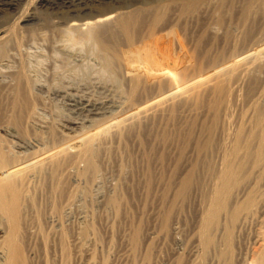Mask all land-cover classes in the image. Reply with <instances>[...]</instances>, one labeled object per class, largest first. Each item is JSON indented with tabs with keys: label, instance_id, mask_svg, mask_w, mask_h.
<instances>
[{
	"label": "bare ground",
	"instance_id": "1",
	"mask_svg": "<svg viewBox=\"0 0 264 264\" xmlns=\"http://www.w3.org/2000/svg\"><path fill=\"white\" fill-rule=\"evenodd\" d=\"M22 1L23 0H0V11L8 6L20 5ZM45 1L48 0H37L33 11L31 10L32 12L23 14V17L21 16L22 19H19L21 22L16 21L14 24H7L8 21L4 19L5 15H3V21L0 19L2 21L0 27V58L15 57L19 62L18 65L16 64L17 66L11 69L8 68L9 70L7 69V71L2 74V77H6L9 80L5 81L3 78L0 79V131L3 132V134L0 133V264H28V258L26 257L24 250L21 249L22 239L24 235L34 236L35 234V237L37 236L38 239L40 238L39 230L36 231L35 229L36 232L31 230V225L35 222L34 215L32 220L30 219L31 217L28 218V212L26 213V206L24 205V201H27V205L29 204L27 207L34 206L33 202L35 201H33L34 198L30 196V190L34 186L31 188V185V189H29V182H31L29 181V178L39 173H46L47 180L46 178L43 179V181H46H44L45 184H40L43 185V187H46L45 185L50 186V190H52L51 193L55 197H65L66 205L70 204L72 201L75 202V198H77L75 197L77 189L76 191L73 190L70 186L71 182L69 184L70 175L68 169H70V167L78 169V163L82 161L85 163V168L82 171L78 170L79 172H76L78 174L80 173L82 176L86 175L93 177L91 180H95L94 176L98 174L100 168L98 166L99 156L101 151L103 152L109 137H114L113 139L121 141L124 130L123 125L124 123L126 124L125 121H132L131 123H133L135 122V118L140 119L138 118L140 117V108L142 104L144 105L146 92L151 83H154V85H162L167 88V90L170 89L171 92V86L175 84V81H172V75L167 69V66L164 65L166 59H164L163 64L159 63L155 65V51H158V48L163 47V44L165 43H159L160 39L157 38L152 43V39L150 40V38L154 32L157 33V37H164L169 40L168 38L171 36L182 37L183 30L186 29L185 27L187 26H189V28L195 27L200 29L198 40L195 41L193 47L191 46V51H188L186 55L188 54L189 61L194 62V60H197L200 62L197 65L201 66V71H199L195 78L191 77L194 78V84H198L203 89L205 88V91H207L212 97L211 103L209 105L207 103L208 106L203 112V115L210 120L208 126L204 127L205 124L202 125L201 121V125L198 128L194 118L191 120L187 119L188 121H181L178 120V118L175 120V111H173L175 106L172 105L173 107L171 111L169 109V118L166 123L163 126L161 125L160 129L157 128L158 131L156 130L158 134L155 133V135H151V131V134H145L150 141L152 140L151 142L153 144L147 153H143V158L149 164L150 162H153L155 164L154 166L160 168V176L155 182H158V184L160 183V185L164 187H162L161 201L167 202V207H161L162 209L160 210L162 215V221L160 220V232L165 234L172 233V223L174 224L173 221L175 218L173 208L178 204L185 205L186 202L191 199L190 197L193 193L202 188L204 180L201 177L200 169H202V167L205 168V165H208L207 168H209V170H213V168L217 167L216 165H212L213 158H210V153L222 150L224 153H230V155L233 153L232 156L234 155L233 157H235L236 154H234L235 151L233 152V150H241L240 147H244L248 151L246 165H248V163L250 164L254 158L256 161L261 160L264 165V150L257 149V151H253L254 146L252 141L250 142V139L248 140L247 137H245L244 133L241 132L242 130L240 131L241 128H238L239 130L237 129L239 131L238 133L235 130L238 139H235L236 141L233 144L230 142V144L233 145L232 149H228V146H225L224 144L219 146L218 142L216 143L217 140H215L216 132L221 127L224 129L226 125H229L234 121L236 122L248 118L249 121H253L257 127L258 125L264 124V106L260 105L261 102L258 104V101H260L259 98L258 101L254 99L259 95L256 93L257 95L252 98V95L255 92L254 90L257 89L256 84L260 85L264 82V80L261 79L262 77L260 74L259 77L257 76L258 73L264 74V0H108L106 7L99 9L96 14H91L92 12L84 13L85 15L81 18L68 19L64 22L63 27H59V19V23L57 22V24H55L56 22L53 23L54 20L51 21L49 18L43 19L44 15L40 8ZM72 1L73 0H70V3ZM105 2H107V0ZM76 14L78 16V12ZM40 18L44 21L46 26H49V28L51 27L54 36H59L62 43H64V47H69L72 51L76 47H79L80 50H85L86 53L87 51L88 53L91 51L89 53L90 56L94 53L95 57L97 56L100 61L99 63L101 64L100 68L103 77L110 79L118 86V88H121L120 92L122 93V98L120 101L111 99L94 101L90 98L73 94L70 89H67L66 87L62 88L63 86L60 88H54L53 90L49 89L56 97L60 96L66 98V102L71 109L73 108L76 111L85 112V118L82 117L80 120L71 119L66 121V126L69 130L74 132L80 130V133L74 135L57 133L48 122V124H46L45 121L40 122L41 114L38 111V106L42 104V97L40 94H44L43 91H46L45 89H47V86L44 85L46 83L43 82L44 84H41V82L36 81L30 75L28 72L29 59L24 56V51H21L23 48V41L25 40L24 35L22 37L21 34L22 29L27 28V25L30 22L33 21L34 23L35 20ZM5 24H7V26L4 27ZM30 25L31 24H29V26ZM31 32L32 34L27 37L29 39L34 38L33 31L31 30L30 33ZM41 35L46 39H51L49 38L50 35L48 34V36L47 33L45 34L42 32ZM186 37L184 36V38ZM163 40L166 41V39ZM26 41L27 40H25V42ZM163 49L165 48H162V52ZM75 50L74 51L77 52L78 49L76 48ZM58 53L59 52H57V55ZM164 54L166 55V53ZM28 56L30 57V54ZM158 61H160V59ZM167 61L168 59L166 62ZM4 69L5 67L3 70ZM195 69H193V71ZM173 76L175 77V73ZM190 76L192 75H189V77ZM105 83L107 84V82ZM245 85L246 88L242 91ZM123 86H125V90L122 88ZM196 89H193L194 92ZM201 89L199 88V90ZM262 89H264V87ZM40 91L42 92L40 93ZM252 100H256L258 103L256 104V102H253L252 105L255 103V106L249 109V113L242 111L241 113L240 110L238 111L237 107L240 106V103L242 105V102H250ZM158 105H160V100ZM204 107L202 108L204 109ZM236 108L240 113L236 112ZM160 109L161 108L158 106L155 108L158 112H161ZM191 109L192 107L190 110ZM192 110L190 112L191 115L196 114V112L194 113V110ZM197 114L195 116H197ZM203 122L205 121L203 120ZM243 123L244 122H240V126L244 129ZM241 124H243V126ZM256 129L258 130V128ZM259 129L260 130H258L257 133L263 137L264 126ZM204 133H206V137ZM138 138L139 137H137V139ZM75 141H79L80 145H77L78 148L72 151L69 146ZM138 142L141 145L142 141ZM190 148L196 153V157L193 161H188L187 158V153ZM256 148L257 146L255 147V150ZM141 149H143V147ZM170 154H172L173 157L172 155L170 156ZM215 155L216 154L212 157H215ZM170 157L173 158L174 164L172 168L166 165L168 168H171L167 170V167L165 168V163ZM168 161L171 163V159ZM239 162L240 161H237V159H231V157L228 156L224 163H226L225 165L232 166L237 163L239 164ZM225 165L223 166L224 168ZM244 166V162H241V167L244 168ZM217 171L218 168H216L213 173L216 174ZM145 179L146 191L150 193L155 178H153L151 174H148ZM30 180L32 179L30 178ZM41 185L40 187L42 188ZM224 187V182H222L220 186L215 185L214 188L210 187L206 193H203V204L214 202L213 206L215 207V202L218 201L221 198L222 193L225 192H223ZM48 189L46 188V190ZM171 193H173L172 199H170ZM53 201H51V203ZM107 203H109L110 206H113L116 213H118V209L121 207V199L119 197L116 196L109 198ZM222 204L223 203L221 202L217 205ZM32 208H35V206ZM214 209L209 213L210 217L213 216L211 218L213 224L212 228H203L204 222L202 221L200 231L198 234H196L197 231L195 233L197 235V244L195 243V246L193 247L196 248L195 250L197 252H205L207 247H210L214 242L212 232L214 227H218L217 225L219 223L218 220H216L219 211ZM58 211L55 213L56 215H58ZM37 213L36 215L39 214ZM139 228L140 227L138 226V229ZM138 229L136 227V231L132 234L133 236L131 235L133 248H138L139 243H141L139 231L141 229ZM87 231L82 232L81 236H87ZM65 233L66 232L64 231V234H62V236L64 235V238ZM59 235L60 234H58V236ZM62 236L60 235V237ZM41 237L44 241L45 237ZM65 240L66 239L63 241ZM258 245L260 249H264V238L260 239ZM66 247H68V245ZM148 248L150 249V247ZM67 249L63 246L61 250L63 252ZM149 249L147 250V253ZM68 250L67 252L65 251L66 254L69 253ZM66 254L65 257L67 256V258H69V254ZM151 254L152 253L149 252L148 255L150 256ZM148 255H145V257L149 260L150 257ZM152 256L153 255H151V257ZM151 259L152 258H150V260ZM261 259L264 262V252ZM190 260L191 259H189V262ZM189 264H204V260L202 258L192 259Z\"/></svg>",
	"mask_w": 264,
	"mask_h": 264
},
{
	"label": "rangeland",
	"instance_id": "2",
	"mask_svg": "<svg viewBox=\"0 0 264 264\" xmlns=\"http://www.w3.org/2000/svg\"><path fill=\"white\" fill-rule=\"evenodd\" d=\"M36 1L23 0L20 5L8 6L7 8H4L0 11V19L2 20L3 15H5L4 19L8 21L7 24H14V22L16 21L21 22V20L19 19H22L23 14L30 13L33 11ZM105 1L106 0H73V3H70V0H48L43 3L40 10L43 12V19L49 18L51 21L54 20L53 23L56 22L55 24H57V22L59 23L60 21V24L58 25L59 27H63L64 22L68 19L81 18L86 13L90 12H92L91 14H96L99 9L106 7V3H108V0L107 2ZM77 12L78 16L76 14ZM79 13L81 16L79 15ZM72 15L76 16L73 17ZM40 19L35 20L34 23L33 21L30 22L29 24L31 25L29 26L28 24V27L25 28L26 30L22 29L21 33L22 37L24 35V39L27 40L26 42L25 40L23 41V48L21 49V51L23 50L26 53L28 51V53L30 54L29 57L28 53L26 55V53L23 52L24 56H26V58L28 57L29 59L28 72L36 81L41 82V84H47H44L45 86H47V89H45L46 91H43L44 94H40V96L42 97V104H40L41 106H38V111L41 114H39L41 117H39L41 119L40 122L45 121L46 124L49 123V125H51L54 128L53 130L57 133L74 135L76 133H80V130H76L75 132L69 130L66 126V121L71 119L80 120L82 119V117L85 118V112L83 113L81 111H76L73 108L71 109V107L66 102V98H62L60 96L56 97L52 94L51 90L49 89L53 90L54 88H60L63 86L62 88L66 87L67 89H70L73 94L90 98L94 101L108 99L120 101L122 98V93L120 92L121 88H118V86L114 84V82L110 79L103 77L100 68L101 64L99 63L100 61L98 60L97 56L95 57L93 52V54H91L90 56V50L89 53L88 51L86 53L85 50H80L79 47H76L79 51L77 50V52H75L76 48L73 47L75 48L73 49V51L75 50L73 52L72 49H69V47H64V43H62L59 36H54V34H52L53 31L51 27L49 28V26H46L44 21ZM1 20L0 27L2 25L1 22L3 21ZM7 24H5L4 27L7 26ZM185 28L186 29L183 30V33L181 35L182 37L171 36L168 38L169 40L164 37H157L158 35L155 32L151 35L150 40L152 39V43L156 38L160 39L159 43H165L163 44V47L158 48V51H155V65L159 63L163 64L164 59H168L167 62L165 60L164 65L167 66V69L171 73L173 78L172 81H175V84H173L172 86H175L176 84L177 85L175 87L171 86L170 92V89L167 90V88L162 85H154V83H151L146 92L147 97L145 96L144 105L142 104L140 108V117H138L140 119L135 118V122L133 123H131L132 121L124 120L126 122V124L124 123L123 125V129L125 131L122 129L123 136L121 138V141L113 139L114 137H109V140L105 145L103 152L101 151V154L99 156L98 166L100 168L98 174L94 176L95 180H91L93 179V177L86 175L82 176L80 175V173H77L79 172L78 170L82 171L85 168V163L82 161L78 163V169L75 167H70V169H68V173L70 175L69 184L71 182L70 186L73 190L76 191L77 189L75 196L77 198H75V202L72 201L70 204L66 205L67 203L65 197H55L51 193L52 190H50V186L45 185L46 187H43V185L41 184H45L46 181H43L44 178H46L47 180L46 173H39L40 175L36 174L30 177L32 180H30L29 178V181H31L29 182V189L34 186V189L32 188L33 190H30V196L34 198L33 201H36L33 202L35 208H32L34 207L33 205L27 207L29 206V204L27 205V201H24V205L26 206V213L28 212V218L31 217L30 219L32 220L34 215V221L36 223L33 222V224L31 225V230H39L40 238L38 239L37 236L35 237V234L34 236L24 235L22 239L21 249L24 250L26 257L28 258V264H180L181 262V264H189L192 259L194 260L196 258H202L204 260V264H264L261 259L264 249H260L258 245L260 239L264 238V165L261 160L256 161L255 158L253 161H251L250 164L248 163V165H246L248 151L244 147H240L241 150H233V152L235 151L234 154H236L235 157H233L234 155L232 156L233 153L230 155V153H224V151L222 150L210 153V158H213L212 165H216L217 167L213 168V170H209V168H207L208 165H205V168L202 167V169H200L201 177L204 180V188L202 186L203 190L202 188L197 190L198 193L195 191L190 197L191 199H189V201L186 202L185 205H175V207L173 208V214L175 215V218L173 221L174 224L172 223V233H169L170 235L160 232V223L162 221V215L160 213V210L162 209L161 207H167V202L161 201V193L164 187L160 185V183L158 184V182H155L156 179H158L160 176V168L154 166L155 164L153 162H150L149 164L143 158L144 154L148 152V150L153 144L151 142L152 140L150 141L147 135L145 134H151L150 131L152 132L151 135H155V133L158 134L157 128L160 129L161 125L163 126L166 123L167 119L169 118L168 112L170 113L173 107L172 105L175 106L173 109V111H175V120L178 118V120L181 121H188L194 118V121L198 128L201 125V121L202 125L205 124L204 127L208 126V124L210 123V120L203 115V112L211 103L212 97L207 91H205V88L203 89L198 84H194L193 82L194 78L198 75L199 71H201V66L197 65L200 62H198L197 60H194L195 63L193 61H189L188 54L186 55L188 51H191L190 49H192L195 41L198 40L200 36V29L195 27L189 28V26ZM29 30L33 31V39L27 38L30 34H32V32L30 33ZM42 32L45 34L47 33V35L49 34V38L51 39H46L42 37ZM183 34L185 37L187 35V37L184 38ZM163 39H166V41ZM162 48H165L163 49V52L161 51ZM56 51L60 54L58 53L57 55ZM54 53L58 56V58ZM164 53H166V55ZM4 58H0V79L3 78L5 81H7L9 79L6 77H2V74H4L8 68L11 69L17 66L19 62L18 59L15 57H6L5 59ZM84 58L88 61H85ZM159 59L160 61H158ZM4 67L5 69L3 70ZM193 69L195 70L193 71ZM194 72L197 73L195 74ZM174 73L175 77L173 76ZM259 74L262 77L261 79L264 80V74L258 73V77ZM189 75L192 76L189 77ZM105 82H107V84ZM262 83L260 84L259 82L260 85L256 84L257 89L254 90L255 92L252 95V98H254V96H256L257 94L259 95L258 97L256 96L254 98L257 101L259 98V103L256 100L253 101L254 99L250 102H242V105L240 103V106L237 107L238 111L240 110V112L242 111L245 113H249V109L255 106V103L254 105H252L253 102H256V104H260L261 102L260 105L264 106V104H262L264 103V97H261L264 96V89H262L264 87V82ZM258 86L260 90L262 89L261 92L258 89ZM124 87L125 86H123L122 88L124 89ZM194 88H197L195 92L193 90ZM199 88L202 89L199 90ZM245 88L246 85L243 87L242 91H244ZM41 92L42 91H40V93ZM159 100L160 105H158ZM156 106L161 108V112L155 110ZM191 107L194 110L193 111L191 109L194 113H198L197 116H195L196 114L191 115ZM202 107H204V109ZM237 108L236 112H238ZM202 119L205 122H203ZM241 120H238L236 122L234 121L231 124L226 125L224 129H222L221 127L215 134V140H217L216 143L218 142L219 146L224 144L225 146H228V149H232L233 145H231L230 142H232L233 144L238 139V128H241L240 131L242 130L241 132L244 133L245 137H247L248 140L250 139V142L252 141L254 146L253 151H257V149L263 151L264 136L261 137L262 135L260 136V134H258L257 132L258 130H260L259 128L264 126V124L258 125L257 127L254 122H250L248 118ZM240 122H244V126L243 124H241L244 129L240 126ZM256 128H258V130ZM235 130L237 131V133H235ZM224 131L227 133H225ZM133 132L136 133L134 134ZM0 133L3 134V132L1 131ZM204 135L206 137V133H204ZM137 137L139 138L137 139ZM138 141H142L143 145L142 143L140 145ZM260 144L263 145L261 146ZM77 145H80L79 141L72 142L69 148L74 151L78 148ZM256 146L257 148L255 150ZM142 147L145 152L143 151V149H141ZM214 154H216V158L212 157L214 156ZM226 154V157L230 156L231 159L235 158L237 159V161H240L239 164L237 163L232 165L233 168L232 166L225 165L226 163L224 162L226 159ZM171 155L172 154H170V156ZM172 157L167 159L165 163V168L167 166L171 168L173 167L174 160ZM195 157V151L190 148L187 153L188 161H193ZM169 159H171V163L170 161H168ZM220 161H222L223 163ZM241 162H244V168L241 167ZM219 164L222 166H220ZM224 165L225 168L223 167ZM171 168L167 167V170ZM216 168H218V171L215 174L213 173V171H215ZM146 172L148 174H151L153 178H155L154 183L151 186L152 189H150V193L147 192L145 188V178H147L148 175ZM43 175L46 176L44 177ZM222 182H224L225 184V187L223 189V192H225L222 193L221 198L219 200L223 204L217 205L221 203L219 200L215 202V207L213 206L214 202L203 204V193H206L210 187L214 188L215 185L220 186ZM40 185L42 186V188L40 187ZM46 188L49 189L46 190ZM116 196L121 199V207L120 209H118V213H116L113 206H110L109 203H107L109 198ZM172 198L173 193H171L170 195V199ZM53 200H55L56 202ZM51 201L53 202L51 203ZM162 203H165L166 205ZM213 209L220 212H218L219 215L216 217V220H218L219 222L217 225L218 227H214L212 232L214 236V242L212 245H210V247H207L205 252H197L195 250L196 248L193 247L195 246V243L197 244L196 234H198L201 229L202 221L204 222L203 228H212L213 224L211 218L213 216L210 217L209 213L210 211H213ZM56 210L58 211V215L55 214L57 212ZM175 211H178V215ZM36 213L39 216L36 215ZM35 218L37 219V221ZM37 222L40 223L38 224ZM138 226L141 230L138 229ZM136 227L140 231L141 243H139L138 248H133L131 235L134 234L133 232L136 231ZM174 229H176L177 231ZM64 231L66 232L65 238L64 235L62 236V234H64ZM86 231L88 232V234L86 233L87 236H81V233ZM55 232L60 234L62 237H60V235L58 236V234H56ZM41 236H44L46 240L44 239L43 241ZM64 239H66V242L63 241ZM64 244L66 246L68 245L69 248L66 247ZM63 246L66 249H69H67L69 253L66 254L67 250H65L66 252L63 251L64 253L62 252L61 249L63 248ZM148 247H150V249L152 248L151 251ZM148 249L149 251L147 253ZM149 252L152 253V257L151 255H148ZM65 254H69V258H67V256L65 257ZM145 255H148L152 259L150 260L149 258L148 260ZM189 259H191L190 262Z\"/></svg>",
	"mask_w": 264,
	"mask_h": 264
}]
</instances>
